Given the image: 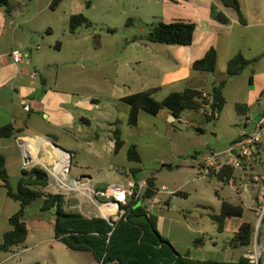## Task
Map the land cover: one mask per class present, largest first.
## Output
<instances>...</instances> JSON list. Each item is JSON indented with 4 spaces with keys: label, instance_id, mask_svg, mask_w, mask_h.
<instances>
[{
    "label": "crops",
    "instance_id": "crops-1",
    "mask_svg": "<svg viewBox=\"0 0 264 264\" xmlns=\"http://www.w3.org/2000/svg\"><path fill=\"white\" fill-rule=\"evenodd\" d=\"M9 1L13 8L10 17L6 15L5 8L0 7V127L13 124L19 133L11 139L0 138V140L14 139L22 148L24 160L28 158L30 162L25 165L18 152H12L13 144L11 143L0 142V155L5 157L13 189L11 165H21L22 175L23 170H25L28 177L32 172L35 173L37 170L34 168L38 167L39 171H42L46 176L43 180L46 182V186L38 184L32 189L45 194H54L53 190L58 188L68 193H75L76 197L84 199V201H80L77 207L86 218H103L101 213L94 217H87V213L85 214L84 202L90 203L91 207L94 206L97 211L101 212V202L104 201L103 199L91 200L89 189L104 190L117 184L104 187L95 186L93 176L89 171L90 168L80 161L77 162V169H79L77 171L80 176L78 179L71 180L70 175L74 167V160H80L81 155L88 156L96 162L98 168H114V158L119 153L115 150L114 132L119 129L124 141L121 150L126 148V157L129 163L136 164L135 170H133L136 172L140 170L139 165H141L143 158L142 150L146 144L142 141L124 139V132L120 128L124 125L134 127L138 134L151 132L153 137L158 139L169 131L168 128L158 127L157 122L159 120L172 127L182 120L181 118H172L168 110H163L157 116L141 110L137 125L132 126L129 124L131 106L123 101L125 97L155 88H160L155 98L159 93L166 92L162 100L171 93L183 92L187 88L201 90L205 95H209L213 85L228 78L227 64L239 53L244 55L247 60L253 61L241 74L243 75L249 69L250 82L257 87L256 90H251V96L248 100L253 104H259L261 95L264 94V0H239L241 12L245 19L244 24L240 22L238 13L234 9L224 6L220 0H136V6L139 9L142 8L149 18L158 23H195L196 30L193 43L188 46H173L143 41L142 39L141 41H133V44H136L135 48L139 42L142 45L138 57L128 59L126 66L130 67V73H136V78L130 82V80L118 77L117 72L118 83L124 87L123 90L117 89L114 81V84L112 82L113 85L109 86L108 77L100 76L103 86L95 90L93 94L84 91L83 93L69 91L63 86L60 76L53 75L54 68H60L61 63L58 61L59 58L50 54V51L52 52L54 49L47 39L54 37L55 26L62 25V23L64 26L67 24L66 17L62 18L61 15L57 14L63 0L59 7L54 10L51 9L53 0ZM82 12V8H79L72 15L83 14L84 12ZM219 15L228 21H220L217 18ZM128 24H133L132 18L128 20ZM154 26L152 25L151 29ZM56 47V50L62 51L63 46L58 44ZM211 48L217 50L218 62L221 59L226 60V78L224 80L215 77L216 71L207 73L193 70V64L202 59ZM17 50L24 54L23 60L19 63L15 62L12 57V52ZM165 56H167L166 59L163 58ZM94 64L98 68L102 66L101 62L96 59ZM33 74L34 77H32ZM237 77L230 79L227 85ZM132 83L133 86H131ZM137 84H139V89ZM127 87L129 88L128 91L126 90ZM23 98H28L31 101L29 112L25 111L20 104ZM241 105L247 106L248 110L240 114L236 107V111L246 120L242 118L233 120V117L230 120H233L234 123L244 122L245 129L243 131H248L251 128V132L256 128L264 110L259 115L249 116L250 104ZM204 110L205 108L199 112L204 113ZM147 115L154 117V120L149 119ZM204 115L206 116L205 113ZM220 117L221 114L218 119ZM67 137L77 141L78 145L75 147V151H71L73 149L66 148L61 144V140L63 138L65 140ZM238 138L224 151L228 150ZM133 145L137 147L139 152L141 159L139 162L131 161L128 157V151ZM2 150H11V152L5 154L2 153ZM203 151L204 149L201 148L198 156H201ZM63 153L70 161L67 164V166L69 165V175L66 179H63L61 174L65 165ZM263 156L264 136L259 153L255 160L248 165V171L235 170L233 175L238 186H247L246 193L238 194L230 185L221 180L232 190V194L222 195L217 191L218 206L205 209L204 214L212 222L209 231L196 227L199 222L190 223L186 215L181 213L178 208L174 209V213L169 203L158 198L160 192H157L154 198L140 202L139 206L146 208L149 218L153 215L149 213L147 203L151 202L154 209H159L160 214L155 222L158 233L163 236L161 237L164 240H168L166 234H171L173 230L184 229L188 236L185 239L181 232L171 241H167L180 254V258L166 260L161 264H251L245 255L253 252L256 246L264 247V220L260 223L259 218L252 210L257 202V190L251 186L252 177H264L252 173L255 165L262 160ZM110 159L111 163L109 164ZM197 167L198 178L194 179V182L203 180L200 179L199 162ZM169 168L171 169V166ZM21 178L22 176L19 177L18 184ZM149 178L154 177H141L138 181L134 178V180L128 181V185H147ZM74 182L79 183V186L74 187ZM154 183L156 186L155 178ZM212 183L215 184L216 180ZM146 188H143L142 193ZM176 195L187 196L186 193L182 192H177ZM43 200L37 201H40L43 206ZM223 202L241 206L243 214L226 218L224 228L219 230L214 217L221 214ZM20 207L19 202L8 197L7 190L2 186L0 179V245L3 243L4 234L12 230L10 217L17 213ZM34 216V221H36L33 224L34 231L29 227L26 218L29 230L26 242L11 252H0L1 264H10L14 260L18 261L15 262L16 264H39L40 257H45L46 254L50 260L48 252L57 245H62L68 251L67 253L76 252L92 255L96 261L95 264H101L91 251H74L67 248L65 244L55 238V231L53 238L45 237L43 232L46 225L53 224V228L55 225V216L52 210L43 211V208H40L39 213ZM200 219L202 220V217ZM245 223L250 224L254 229L253 241L250 245H237L233 240L240 227ZM197 240H201V244L195 245ZM183 244H188V246L183 247ZM58 250L63 251L60 246H58ZM53 256V261L56 263V256ZM260 264H264V258L261 259Z\"/></svg>",
    "mask_w": 264,
    "mask_h": 264
},
{
    "label": "rangeland",
    "instance_id": "rangeland-1",
    "mask_svg": "<svg viewBox=\"0 0 264 264\" xmlns=\"http://www.w3.org/2000/svg\"><path fill=\"white\" fill-rule=\"evenodd\" d=\"M136 2V0H63L57 14L61 15L62 18L66 17L67 24L64 26L62 23V25L58 24L55 26L56 33L54 37H48L47 41L51 42L54 49V51H50V54L59 58L58 61L61 63L60 68H54L53 75L60 76V81L65 89L73 92L83 93L84 91L85 93L93 94L95 90L103 86L100 76H106L109 79V86H112L115 82L117 89L124 90V87L118 83V77L130 80V82L136 78V73H130V67L126 66L128 59H136L138 57L140 46L142 45L139 42V45L135 48L136 44H133V41H141V39L147 41L146 38L150 34L152 25L158 24L154 19L149 18L142 8L139 9L136 6ZM79 8H82L84 12L82 13L90 20L92 25L91 27L83 26L77 33L73 34L69 29L70 16ZM130 18H132L133 24H128ZM58 44L63 46L62 51L56 50ZM163 58L166 59L167 56ZM95 59L99 60L102 66L98 68L94 64ZM133 65L135 66L134 62ZM225 67L226 60H219L215 72L217 79L224 80L226 78ZM131 86H133V83ZM137 87L139 89V84H137ZM256 88L250 82V70L247 69L243 75L229 82L225 87L224 97L226 104L220 119L208 121L204 113L186 110L182 114L181 119L187 121L193 127L180 123L172 127L171 125H165L164 121L159 120L157 122L158 127L168 128L169 131L158 139H155L151 132L138 134L136 132L137 129L134 127L124 125L120 128L124 132V139L128 141H142L146 144L142 150L143 158L141 165H139L140 170L133 171L136 164L129 163L126 157V148H123L115 156L114 168L111 169L98 168L95 161L88 156L81 155L80 160H74L70 179H78L80 176L77 171L79 170L77 169L78 161L90 168L89 171L93 176V183L97 187L113 184L127 186L128 181L134 180V178L138 181L141 177H154L159 190H162L164 186L169 190V193H158L160 200L163 199L169 203L174 213V209L178 208L181 213L186 215L190 223L195 224L199 222V225L196 227L209 231L212 227V222L204 214L206 212L205 209L218 206L217 191H219V194L226 195L232 194V190L221 180H217L215 184L208 180H197L194 182L193 180L198 178L197 164L204 156L211 152L224 151L235 139L241 136L245 129L244 122H233V120H239L240 118L246 120L245 117L243 118V116L237 113L236 107L238 104H250L249 116L259 115L264 110V94L261 95L259 104H253L248 100L251 96V90H256ZM127 89L129 88L127 87ZM165 95L166 92H161L156 98L162 100ZM147 116L149 119L154 120V117L151 115ZM232 117L233 120H230ZM250 129L248 130L249 132ZM229 141L231 142L229 143ZM0 142L13 144L12 152H18L19 157L25 163L24 154L19 143L14 139L0 140ZM61 144L66 148L73 149L71 151H75L74 149L78 145L77 141L70 137H67L65 140L63 138ZM201 148L204 151L201 152V156H198ZM10 152L11 150H2V153L5 154ZM109 161L110 164L111 159ZM64 162L63 168L70 162L67 156H65ZM169 166H171V169ZM34 169L40 170L38 167ZM252 173L264 176V156L255 165ZM21 176V165H11V179L15 191H17L18 179ZM53 192L54 194L64 196V210L80 213L77 206L80 204V201H84L82 197L78 198L75 193H68L59 188L54 189ZM177 192L186 193L187 196L176 195ZM147 206L149 213L156 220L160 214L159 209H154L151 202L147 203ZM40 208H42V203L37 201V203L27 210L26 218L32 231H34L33 224L36 222L34 221V215L39 213ZM83 208H85L87 217H94L101 213L97 211L96 207H91L88 202H84ZM200 217H202V220ZM167 228L168 225L166 226V233ZM181 232L186 239L188 236L185 230L181 229L180 231L173 230L171 234H166L168 237L167 241H171ZM43 233H45L46 238H53V224L46 225ZM58 246L62 248V252L58 250ZM187 246L188 244H183V247ZM67 252L62 245H57V247L51 248V251L48 252L50 260H48V255L46 254L45 257H40L39 264L96 263L92 255ZM53 255L56 256V263L53 261ZM15 262L18 261L14 260L10 264H16Z\"/></svg>",
    "mask_w": 264,
    "mask_h": 264
},
{
    "label": "trees",
    "instance_id": "trees-1",
    "mask_svg": "<svg viewBox=\"0 0 264 264\" xmlns=\"http://www.w3.org/2000/svg\"><path fill=\"white\" fill-rule=\"evenodd\" d=\"M220 1L224 6L234 9L239 15L240 22L242 24L245 23L239 0ZM61 2L62 0H53L51 9L54 10L59 7ZM0 7H4L6 15L11 16L13 8L9 0H0ZM217 18L222 22L228 21L220 15ZM91 25L92 23L84 14H76L70 18L69 29L71 33H76L80 27H91ZM195 30L196 25L191 22H161L151 29L146 39L152 43L188 46L193 43ZM252 62V60H247L240 53L229 60L227 64L228 78L212 86L210 94L207 95L210 97L209 99L204 97L203 91L192 88H187L183 92L171 93L162 101H158L155 98L160 88L125 97L123 101L131 106L129 124L132 126L137 125L138 115L141 110L153 116L159 115L163 110H168L173 117L180 119L184 111H200L208 104L218 116L209 117L206 115L207 120L216 121L226 104L224 89L228 81L241 75ZM217 65L218 52L215 48H211L202 59L193 64V70L214 73ZM247 110V106H237V111L240 114L245 113ZM17 133L19 131L13 124L0 127V138L11 139ZM114 139L115 150L118 152L124 146L119 129L114 132ZM128 157L131 161H141L137 147L134 145L130 147ZM234 172V168L228 166L223 170L222 174L232 177ZM0 179L2 186L7 190L8 197L19 202L21 205L19 211L10 217L9 221L12 230L4 234L3 243L0 245V252H11L14 248L20 247L26 242L29 235L26 224V210L33 202L44 199L43 211L52 210L55 216V238L65 244L70 250L91 251L99 263L161 264V262H165L166 260L180 258V254L170 244L157 248L158 238L151 231L148 224L132 220L133 216L147 214L146 208L139 206V204L144 200L152 199L156 196L158 189L155 186L154 178L147 180V188L143 194L138 198H130L122 206L126 214L116 223L115 228H112L103 218L89 219L79 212H67L64 210L65 199L61 194H45L32 189L33 186L38 184L46 186V182L38 180L34 172L28 177L27 172L23 170L22 178L19 181L17 191H15L10 181L5 157L2 155H0ZM242 214L243 208L241 206H234L228 202H223L221 214L214 217V220L218 223L219 230H222L226 218ZM150 219L154 230L158 232L155 219L153 217ZM253 234V227L245 223L240 227L233 242L237 245H250L253 241ZM199 244H201V240L195 242V245Z\"/></svg>",
    "mask_w": 264,
    "mask_h": 264
},
{
    "label": "built area",
    "instance_id": "built-area-1",
    "mask_svg": "<svg viewBox=\"0 0 264 264\" xmlns=\"http://www.w3.org/2000/svg\"><path fill=\"white\" fill-rule=\"evenodd\" d=\"M12 57L15 62L19 63L23 60L24 54L17 50L12 52ZM34 76L35 75L33 74L32 77ZM204 97L209 99L207 95H204ZM30 103L31 101L28 98H23L20 102L23 109L27 112L31 110ZM204 108V113L207 116H218L209 104L205 105ZM180 123L185 124L188 127H193L185 120H181ZM263 136L264 114L260 116L256 128L251 132L243 131L238 140H236L228 150L223 152H211L199 161L200 179L208 180L210 182H213L214 180H222L230 185V187H232L238 194L241 192L246 193V185L238 186L234 176L227 177L226 175H223L222 172L228 166H231L234 170H241L242 172L248 171V165L255 160L256 155L259 153ZM233 152H235V154H233ZM61 174L63 179L68 177L69 165L62 168ZM78 186L79 183L74 182V187ZM251 186H254L257 190V202L256 205L252 207V210L261 223L264 220V177H252ZM146 187V184H129L128 186L113 185L104 190L97 191L91 188L89 189L90 199L93 201L104 200L101 202V215L112 228H115L117 221L126 214L122 206L127 203L128 199L133 197L138 198L142 194L143 188ZM158 192L169 193L168 188L166 187H163L162 190H158ZM109 235H111V233H109ZM245 257L251 264H260L261 259L264 258V247L256 246L255 250L247 253Z\"/></svg>",
    "mask_w": 264,
    "mask_h": 264
},
{
    "label": "water",
    "instance_id": "water-1",
    "mask_svg": "<svg viewBox=\"0 0 264 264\" xmlns=\"http://www.w3.org/2000/svg\"><path fill=\"white\" fill-rule=\"evenodd\" d=\"M172 118L175 119V117H173V116H172ZM54 146L57 147L58 149H60L61 151L66 152L65 150H63L59 146H57V145H54ZM233 154H235V152H233ZM29 162H30L29 159L26 158L25 159V164L27 165V164H29ZM34 175L40 181L45 180V177H46L45 174L42 171H39V170L35 171ZM132 220L135 221V222L145 223V224H148L150 226L151 231L158 238V245H157V247H162V246H168L169 245V242H167L166 240H164L161 237V235L154 230V226L152 224V221L150 220V218H149V216L147 214H141V215L133 216L132 217Z\"/></svg>",
    "mask_w": 264,
    "mask_h": 264
},
{
    "label": "bare ground",
    "instance_id": "bare-ground-1",
    "mask_svg": "<svg viewBox=\"0 0 264 264\" xmlns=\"http://www.w3.org/2000/svg\"><path fill=\"white\" fill-rule=\"evenodd\" d=\"M64 154V156H65V153H63Z\"/></svg>",
    "mask_w": 264,
    "mask_h": 264
}]
</instances>
